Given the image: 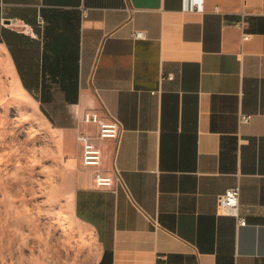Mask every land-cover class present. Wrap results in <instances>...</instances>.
Listing matches in <instances>:
<instances>
[{"label": "crops", "instance_id": "0c3cea01", "mask_svg": "<svg viewBox=\"0 0 264 264\" xmlns=\"http://www.w3.org/2000/svg\"><path fill=\"white\" fill-rule=\"evenodd\" d=\"M5 67L69 134L87 264H264V0H0ZM86 110L121 122L96 140L114 191L81 165ZM236 185L244 225L218 208Z\"/></svg>", "mask_w": 264, "mask_h": 264}, {"label": "rangeland", "instance_id": "374dc122", "mask_svg": "<svg viewBox=\"0 0 264 264\" xmlns=\"http://www.w3.org/2000/svg\"><path fill=\"white\" fill-rule=\"evenodd\" d=\"M34 98L0 74V254L5 264H87L91 232L66 201L74 158ZM76 153V152H75ZM9 259V260H8Z\"/></svg>", "mask_w": 264, "mask_h": 264}, {"label": "built area", "instance_id": "2783aa9c", "mask_svg": "<svg viewBox=\"0 0 264 264\" xmlns=\"http://www.w3.org/2000/svg\"><path fill=\"white\" fill-rule=\"evenodd\" d=\"M83 15H86L85 10ZM238 24L244 28V20L241 19ZM134 38H143L145 32L141 29L134 28L132 30ZM249 33L243 32L242 38L247 39ZM170 74L168 78H171ZM250 119L249 114H241L240 121L247 122ZM81 120L85 124L95 126V132L89 133L81 131L77 138L81 148V165L83 167H90L94 171V183L97 187H104L112 189L116 188V181H121L120 174L114 166L111 172H106L101 167L102 150L97 143V139H116L118 140L122 131L121 122L117 118L110 116H102L96 110H86L82 113ZM239 186H232L224 190L218 195V208L221 212L232 214L236 216L238 225L246 224V219L239 214Z\"/></svg>", "mask_w": 264, "mask_h": 264}]
</instances>
